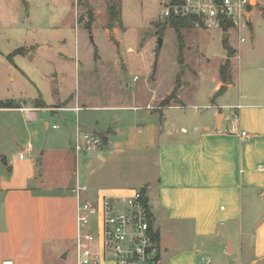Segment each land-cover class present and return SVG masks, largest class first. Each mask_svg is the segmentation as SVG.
Instances as JSON below:
<instances>
[{"label": "crops", "instance_id": "1", "mask_svg": "<svg viewBox=\"0 0 264 264\" xmlns=\"http://www.w3.org/2000/svg\"><path fill=\"white\" fill-rule=\"evenodd\" d=\"M87 1L96 16L99 10ZM257 2L264 8L263 0ZM104 27L112 32L117 53L106 59L97 49L94 70H80L75 59L74 91L54 94L49 106L41 98L42 107L35 106V100L27 103L20 93L19 101L14 99L18 107H0L7 118L33 122L26 125L27 138L12 163L6 160L7 169L0 172V264H47L45 244L51 260L74 244L79 187L91 200L142 188L162 264L207 259L221 264L234 252L238 264H264V58L259 61L246 53L250 57L243 59L241 44L237 49L230 46L235 52L229 81L221 79L218 68L207 100L197 104L186 98L181 80L161 86L157 63L144 70L140 82L134 74V83L127 85L129 61L132 64L141 51L137 44L116 38L115 26L109 30L106 22ZM123 43L126 51L135 49L138 55L124 59ZM23 53L18 55L36 59V47ZM13 64L14 72L8 67L4 71L10 82L17 74L26 76ZM51 75L46 77L52 80ZM63 77L55 72V81ZM222 85L226 89L216 95ZM125 110L131 111L130 117ZM234 114L247 137L230 131L227 117ZM85 133L94 136L95 143L84 142ZM77 138L83 141L80 151L74 148ZM50 151L64 169L55 192L33 185L44 178L39 157Z\"/></svg>", "mask_w": 264, "mask_h": 264}, {"label": "rangeland", "instance_id": "2", "mask_svg": "<svg viewBox=\"0 0 264 264\" xmlns=\"http://www.w3.org/2000/svg\"><path fill=\"white\" fill-rule=\"evenodd\" d=\"M26 1L27 4L22 0H0V97H6L9 93L8 99L19 101L17 97L22 93L27 103L42 98L49 106L55 102L54 94L62 95L74 91L71 71L76 66L75 59L80 70H94L97 64L94 59L97 49L106 59H113V54L117 53L114 49L116 43L110 36L112 32L106 33L104 27L108 21L107 6L110 1L90 0L95 9L99 10L96 16L92 11L93 23L91 22L90 26L88 7H85L83 0ZM249 2V20L245 19L239 27L229 29L227 37L222 27L204 28L193 23L182 27L180 30L183 35V48L180 50L175 29L164 23L160 16V0L116 1L120 8V21L114 24L117 29L116 38L121 37L126 45L137 44L141 51V56L132 64L129 61L126 84L130 86L134 83V74L137 75L136 79L139 78L137 82H140L144 70L152 69L154 63H157L162 87L168 86L177 78L185 85L186 98L202 104L207 100L206 93L213 84V77L217 76L218 68L220 69L226 59V44L236 49L241 44L243 59L250 57L249 55H255L259 61L264 58V8L257 0ZM124 31V34H119ZM159 37H162L161 46L158 45ZM21 46H24L23 54L33 52L36 47V59L28 60L18 54L11 60L7 58L13 50ZM136 52L135 49L130 53L126 51L123 43L121 53L124 59L128 56L135 57L138 55ZM246 53L249 55L246 56ZM178 56L183 61L181 64L178 63ZM13 61L25 71L26 76L17 74L15 81L10 82L4 71L6 67L12 72L15 71ZM185 65L187 67L181 74L182 66ZM48 72H52V80L46 77ZM55 72L64 73L63 79L55 81ZM222 98L223 96H220L216 100L218 105L221 104ZM212 100L209 102H215ZM124 112L128 117L131 116V111ZM10 119L13 120L12 125L6 127V122ZM31 124L33 122L27 120L20 119L18 122L13 117L7 118V114L0 112V172L7 169L2 158L5 157L9 164L12 163L13 154L21 149L27 138L26 125L28 128ZM40 157L38 169L44 178L33 183L34 188L55 192V183L64 169L55 163V152L50 151ZM97 219V214L91 216L90 231L96 230ZM74 244L66 245L65 250L58 253L60 256L55 260L49 258V245L45 244V263L77 264ZM64 254L66 257H63ZM221 260H224L221 264H232V261L239 263L235 252ZM210 264L219 263L211 260Z\"/></svg>", "mask_w": 264, "mask_h": 264}, {"label": "built area", "instance_id": "3", "mask_svg": "<svg viewBox=\"0 0 264 264\" xmlns=\"http://www.w3.org/2000/svg\"><path fill=\"white\" fill-rule=\"evenodd\" d=\"M161 18L192 16L195 25L204 28L239 27L246 19L249 0H160ZM247 20V19H246ZM228 29V30H229ZM224 30V29H223ZM227 30V31H228ZM225 31V30H224ZM242 40V39H241ZM230 131L247 137L239 130L238 116L231 115ZM86 143L95 137L85 133ZM81 139L75 140L76 151L83 149ZM77 188L75 251L77 264H162L155 239L152 216L142 188L122 193L104 194L98 199H86ZM122 206V207H119ZM97 214V228L90 231L91 216ZM207 259L202 264H210Z\"/></svg>", "mask_w": 264, "mask_h": 264}, {"label": "trees", "instance_id": "4", "mask_svg": "<svg viewBox=\"0 0 264 264\" xmlns=\"http://www.w3.org/2000/svg\"><path fill=\"white\" fill-rule=\"evenodd\" d=\"M24 3L25 1L22 0ZM85 7L88 9V15H89V22L88 25H91V22L93 21V15L90 5L88 4L87 0H83ZM110 3L107 6V14H108V21H107V28L109 30H112L114 24L118 21H120V8L119 5L116 4V1L118 0H109ZM175 2H180V0H175ZM251 6H248V10L250 11ZM195 18L192 16H182V17H169L164 20V23L168 24L170 27L175 29V32L177 34V38L179 40L180 50L183 48V35L181 33V28L188 26L189 23L195 22ZM165 25V24H164ZM163 25V26H164ZM230 28V23L224 22L223 23V29L227 31ZM226 48V59L222 63L220 67V77L224 82L229 81V68H230V58L233 56L235 50L231 48L228 44L225 45ZM23 47H18L15 50H13L8 56V59H12L15 55L21 54L23 52ZM168 99H166L164 102H167ZM35 106H44V102L41 99L35 100ZM0 107H18V103L14 101L13 99L8 100H0ZM156 236V234H154Z\"/></svg>", "mask_w": 264, "mask_h": 264}, {"label": "water", "instance_id": "5", "mask_svg": "<svg viewBox=\"0 0 264 264\" xmlns=\"http://www.w3.org/2000/svg\"><path fill=\"white\" fill-rule=\"evenodd\" d=\"M249 1H254V0H249ZM249 5H251L250 2H249ZM245 16H246V19L249 20L250 12L247 11L246 14H245ZM225 36H226V37L228 36V33H227V32L225 33ZM161 44H162V37H159V38H158V45L161 46ZM182 69H183V66H182ZM182 69H181V70H182ZM225 89H226V85H222V86L219 88V90L217 91L216 95H219V94L222 93ZM2 161H3V163H6V158L3 157V158H2Z\"/></svg>", "mask_w": 264, "mask_h": 264}]
</instances>
